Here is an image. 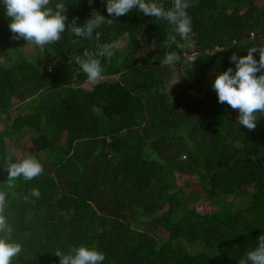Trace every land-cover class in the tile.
<instances>
[{"label":"trees","instance_id":"trees-1","mask_svg":"<svg viewBox=\"0 0 264 264\" xmlns=\"http://www.w3.org/2000/svg\"><path fill=\"white\" fill-rule=\"evenodd\" d=\"M189 2L185 53L163 46L166 22L136 9L91 40L66 31L41 50L11 38L0 0V193L24 249L11 264H59L57 250L81 245L103 264H248L264 233V116L254 131L240 125L212 81L235 70L233 53L264 45V0ZM64 3L67 23L108 16L106 0ZM121 38L101 78L82 86L72 53ZM168 51L181 55L174 68L161 65ZM185 54L198 58L190 66ZM9 154L34 157L43 174L9 187Z\"/></svg>","mask_w":264,"mask_h":264},{"label":"clouds","instance_id":"clouds-1","mask_svg":"<svg viewBox=\"0 0 264 264\" xmlns=\"http://www.w3.org/2000/svg\"><path fill=\"white\" fill-rule=\"evenodd\" d=\"M88 2L91 5L93 0ZM2 3L6 16L10 19L11 38L23 39L41 50L47 45H55L61 41L66 31L75 37L91 40L97 29L113 24V19L109 17L124 16L133 9L170 26L163 42L165 48L170 49L175 45L177 49L187 53V50L194 47L190 39L193 28L188 13L191 6L189 0H171V7H166L160 0H106L108 16L93 10L91 17L82 25H78L75 18L67 23V5L64 0H2ZM69 43L78 44L79 40H70ZM116 50L114 43L97 44L95 51L86 48L82 55L74 51L69 57V63L74 62L88 81L95 82L104 72L101 58L111 62ZM254 53H259L258 60ZM197 58V55L185 54L183 62L191 66ZM181 59L179 52L168 51L161 60V65L174 68ZM230 60L235 64V70L229 67L218 73L212 81V88L219 103H226L233 110L239 111V124L249 131H254L257 121L264 116V45L249 47L245 56L233 53ZM5 167L9 187H13L11 182L18 178L30 181L44 172L43 166L34 157L13 162L12 154L8 155ZM31 196L40 197L39 189H32ZM6 207L7 196L0 193V264H11L13 258L24 252L23 246L12 238V227L3 214ZM55 255L59 257V264H103L105 260L103 252L95 247L83 245L71 247L68 253L57 250ZM245 257L248 264H264V233L258 237V245L247 251Z\"/></svg>","mask_w":264,"mask_h":264},{"label":"rangeland","instance_id":"rangeland-1","mask_svg":"<svg viewBox=\"0 0 264 264\" xmlns=\"http://www.w3.org/2000/svg\"><path fill=\"white\" fill-rule=\"evenodd\" d=\"M125 42H126V39L125 38H121V39H119L117 42H116V46H117V48H122V46L125 44ZM98 81V80H97ZM97 81H95V82H97ZM95 82H90V81H88V80H85V81H83L82 82V86H84L85 88H91L92 87V85L95 83Z\"/></svg>","mask_w":264,"mask_h":264}]
</instances>
